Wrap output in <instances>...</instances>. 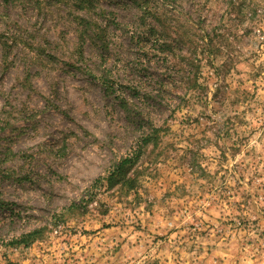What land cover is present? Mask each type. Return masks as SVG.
I'll use <instances>...</instances> for the list:
<instances>
[{
    "label": "rangeland",
    "instance_id": "obj_1",
    "mask_svg": "<svg viewBox=\"0 0 264 264\" xmlns=\"http://www.w3.org/2000/svg\"><path fill=\"white\" fill-rule=\"evenodd\" d=\"M0 264H264V0H0Z\"/></svg>",
    "mask_w": 264,
    "mask_h": 264
},
{
    "label": "trees",
    "instance_id": "obj_2",
    "mask_svg": "<svg viewBox=\"0 0 264 264\" xmlns=\"http://www.w3.org/2000/svg\"><path fill=\"white\" fill-rule=\"evenodd\" d=\"M82 18L85 21L84 23H90V21L86 17H82ZM98 31L100 34L103 33V31H104L103 25L100 26V29ZM96 35L98 36V34H96ZM101 42H102L103 46H105L106 48L108 47L106 44L107 43L106 40H103ZM209 45H211V44H209ZM202 51L205 52V49ZM199 53H202V52H199V50L195 51V56H194L195 59L197 58V55ZM193 67L196 70L193 74V77L195 78V79H193L194 84L198 86L199 85L197 82L198 81V73H200L202 66L193 62ZM123 103H126L125 99H123ZM159 131L160 130L156 128L153 130V134H149L148 136L143 138L141 145L137 149H135L133 152L129 153L125 157L118 160L111 167V169L107 172V174L105 176L99 177L96 180V183L97 184L99 183L101 185H105L107 188H110V189H115L117 187L128 188V190L133 189L136 186V179L133 177L134 169L138 165L141 157L143 156V153H144L143 149L145 147H148L150 144H155V145L157 144V142H158L157 135H158ZM73 206H76V204H74ZM42 235H43V232L41 229H35L31 232L23 234L21 237L14 240L13 243H14V245H18V246H21V245L28 246V245L32 244L33 242H35L36 240H38Z\"/></svg>",
    "mask_w": 264,
    "mask_h": 264
}]
</instances>
